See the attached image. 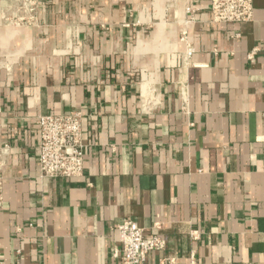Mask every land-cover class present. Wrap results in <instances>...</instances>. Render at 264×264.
Instances as JSON below:
<instances>
[{
	"label": "crops",
	"instance_id": "obj_1",
	"mask_svg": "<svg viewBox=\"0 0 264 264\" xmlns=\"http://www.w3.org/2000/svg\"><path fill=\"white\" fill-rule=\"evenodd\" d=\"M39 3L0 0V264H121L126 218L166 241L145 264H264V0ZM73 112L83 175L40 179L36 118Z\"/></svg>",
	"mask_w": 264,
	"mask_h": 264
},
{
	"label": "built area",
	"instance_id": "obj_2",
	"mask_svg": "<svg viewBox=\"0 0 264 264\" xmlns=\"http://www.w3.org/2000/svg\"><path fill=\"white\" fill-rule=\"evenodd\" d=\"M17 14L11 22L15 26L31 25L41 8L39 0H13ZM193 8H186L193 21ZM19 14V15H18ZM21 14V15H20ZM15 15V14H14ZM211 24L248 23L253 17V0H210ZM183 32V38L185 37ZM81 113L68 115H43L36 118L39 142L36 150L40 179H76L84 171V145L82 143ZM11 156L9 145L0 146V209L3 204L4 170ZM157 229L159 225H155ZM120 250H113L111 257L121 264H145L149 254L161 252L166 241L159 236H147L144 230L131 219H123L116 227ZM191 238L198 239L196 233Z\"/></svg>",
	"mask_w": 264,
	"mask_h": 264
}]
</instances>
